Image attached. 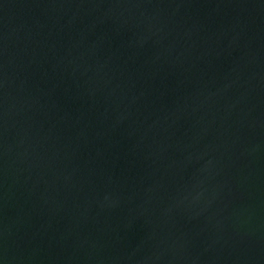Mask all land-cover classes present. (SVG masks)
Masks as SVG:
<instances>
[{"label": "water", "instance_id": "obj_1", "mask_svg": "<svg viewBox=\"0 0 264 264\" xmlns=\"http://www.w3.org/2000/svg\"><path fill=\"white\" fill-rule=\"evenodd\" d=\"M0 264H264V0H0Z\"/></svg>", "mask_w": 264, "mask_h": 264}]
</instances>
